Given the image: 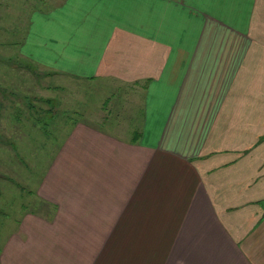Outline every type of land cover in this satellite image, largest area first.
<instances>
[{
  "label": "crops",
  "instance_id": "1",
  "mask_svg": "<svg viewBox=\"0 0 264 264\" xmlns=\"http://www.w3.org/2000/svg\"><path fill=\"white\" fill-rule=\"evenodd\" d=\"M55 3L22 56L140 102L73 126L0 264H264V0Z\"/></svg>",
  "mask_w": 264,
  "mask_h": 264
},
{
  "label": "rangeland",
  "instance_id": "2",
  "mask_svg": "<svg viewBox=\"0 0 264 264\" xmlns=\"http://www.w3.org/2000/svg\"><path fill=\"white\" fill-rule=\"evenodd\" d=\"M56 1L0 0L1 236V231H11L14 221L25 212L47 207L38 200L36 190L50 160L77 122L106 124L108 118L109 122L116 119L125 100L140 102L124 85L54 72L22 56L19 43L27 32L31 12L50 8ZM129 110L122 115L124 129L140 123L141 109L137 106L132 115Z\"/></svg>",
  "mask_w": 264,
  "mask_h": 264
}]
</instances>
